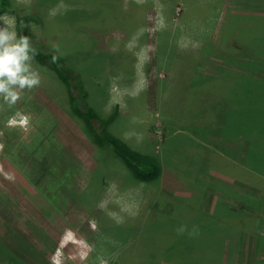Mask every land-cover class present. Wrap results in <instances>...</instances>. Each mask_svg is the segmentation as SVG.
<instances>
[{
	"label": "rangeland",
	"instance_id": "rangeland-1",
	"mask_svg": "<svg viewBox=\"0 0 264 264\" xmlns=\"http://www.w3.org/2000/svg\"><path fill=\"white\" fill-rule=\"evenodd\" d=\"M57 2L33 0L28 9L15 6L11 0L12 7L6 12L16 17L18 35L29 36L35 48L59 53L63 67L79 72L84 89L77 93L78 104H90L106 116L116 108L105 110L110 77L122 74L125 79L119 83L133 82L135 58L125 51L124 43L139 27L150 26L146 16L154 15L151 0L143 6L129 0L127 11L122 9L124 0H64L72 10L49 17L48 9ZM161 2L166 6L169 27L153 36L145 33L140 40L141 44L157 47L145 68L150 86L138 99L127 100L126 111L118 107L108 127L119 137L130 127L144 131L142 144L127 143L158 158L160 176L152 181L136 179L108 149L99 151L68 112L65 86L54 71L34 60L42 83L25 90L16 105L32 116L30 131L5 129L3 120L15 109L0 113V131L4 133L0 142L5 144L0 167L14 174L16 184V190L10 192L7 184L11 181L0 174V188L8 194H0L4 205L0 207V264H48L65 228H72L95 244L89 264L97 254L108 258L109 264H142L147 245L158 252L169 243L176 246L170 238L187 240V232L177 235L175 228L183 224L191 230L195 225L187 213L200 212L197 202L207 183L218 185L221 195L222 181L233 185L232 181L235 184L238 180L241 186L235 185L234 191L250 198L256 195V188L251 193L253 186L248 184L264 185V177L250 170L262 171L264 163V45L256 44L258 37L264 39L263 21L255 18L235 37L232 35L237 30L227 33L224 26L223 33L227 34L218 36L225 22L236 21L237 5L249 9L256 4L264 11V0ZM181 27L184 34L201 41L199 49L182 51L176 47ZM117 36L119 51L113 53ZM53 45H59V51ZM219 74L228 83L218 80ZM237 98L241 101L239 115ZM132 115H144L147 123L130 125ZM224 116L235 124L238 116L246 130L245 143L256 140V148H244L245 156H240L241 148L237 157L241 162L231 157L233 161L229 160L222 151L227 148L219 151L208 144L221 141L214 135L223 128L233 129L220 122ZM206 124L214 129L213 135ZM228 151L235 153L237 148ZM260 157L262 161H256ZM112 180L121 191L143 184L138 196L139 215L126 217L119 226L96 208L107 182ZM253 198L256 201V196ZM193 203L196 208L191 209ZM245 206L246 211L256 212V204L255 209L251 203ZM90 219L97 221L98 231L90 229ZM152 224L156 230L150 228ZM167 263L157 259L152 264Z\"/></svg>",
	"mask_w": 264,
	"mask_h": 264
},
{
	"label": "clouds",
	"instance_id": "clouds-1",
	"mask_svg": "<svg viewBox=\"0 0 264 264\" xmlns=\"http://www.w3.org/2000/svg\"><path fill=\"white\" fill-rule=\"evenodd\" d=\"M129 0H124L122 9L127 11ZM133 3L143 6L149 0H132ZM33 0H14L15 6H24L31 8ZM154 15L146 16L150 21V26H141L124 43V49L130 52L135 58L133 64L134 79L131 85L119 83L125 79L122 74L112 76L109 79L108 100L105 104V110H111L113 107H119L122 111L128 108L127 100L138 99L142 93H146L150 86L149 73L145 68L152 61V54L156 52V44H141L140 40L145 33L153 36L157 32L165 31L168 27V20L165 16V4L161 0H151ZM70 5L64 0L58 2L48 9V16L55 18L71 11ZM0 113L9 112L3 120L5 129H19L24 133L30 131L32 126V116L19 108H16L18 102L22 99L25 90L38 88L42 83L40 72L34 66V57L37 49L33 46L32 40L27 35H18L17 20L14 15L7 12L0 15ZM21 23V27H23ZM181 35L176 39V47L182 51L199 49L201 41L194 39L191 35L184 34L181 27ZM116 43L112 47V52L119 51V40L117 36ZM56 51H59V45H53ZM56 55L52 56L55 62ZM147 120L144 115H132L129 120L130 125H145ZM4 133L0 131V137ZM125 141H135L136 144H142L145 138L144 131H138L135 127H130L121 133ZM5 144L0 142V152H3ZM0 174L5 180L14 181L15 176L11 172H4L0 167ZM143 184L137 188L125 189L121 191L116 181H108L104 194L97 202L96 208L111 219L117 226L125 223L127 218H135L139 215L140 201L138 199L139 190ZM110 205L114 207H110ZM89 227L93 232L98 231V224L95 219L88 221ZM177 235H183L185 232L191 237L197 235L199 228L196 225L189 230L186 225H179L175 228ZM71 246V247H70ZM68 250L67 252L65 250ZM96 251V246L90 243L83 235H78L72 228H65L61 233L55 250L48 257V264H89V258ZM92 264H109V259L103 255L97 254Z\"/></svg>",
	"mask_w": 264,
	"mask_h": 264
},
{
	"label": "crops",
	"instance_id": "crops-1",
	"mask_svg": "<svg viewBox=\"0 0 264 264\" xmlns=\"http://www.w3.org/2000/svg\"><path fill=\"white\" fill-rule=\"evenodd\" d=\"M244 6H245L244 4H243V8H240L239 5L236 6L237 8V15H235L236 21L232 19V20H228L227 23L225 22L221 26V29L219 30V34H218L219 37H222L223 34H227L228 32H231L232 29H234L235 31L237 30L235 35H232L233 37L237 35L240 36V32L244 28H246L245 26L250 25L252 22H254L255 18L256 21L262 19L263 22H260V24L264 25V11L260 8L261 6L257 7L256 4H253L252 6H250L251 8L249 9H245ZM224 26L225 29H228L227 33H223ZM261 29H264V27H261ZM251 43H253L252 38H251ZM258 43L261 44L263 43L262 45H264V39H259L258 37L256 39V44ZM237 99H238V103L235 104V106L239 107L240 110L237 112L238 114L236 115H239V113L241 112V107H240L241 101H239V98ZM228 118H229L228 116H224V118L220 122L224 124H228L229 126L233 127V129L223 128V132L214 135L217 136L218 138H221V141L212 140V142H208V144L211 145V148H218L219 151H221L222 148H227V150L222 149L223 153L227 155V158L233 161L232 159H230L231 157L241 162V159L237 158L238 153L241 152V148L243 152L240 153V156L243 153L245 156L244 148H254V147L256 148V140L245 143L244 140H245L246 130L244 128V125L240 123L238 116L236 118V124L226 121ZM210 130H211L210 133L213 135L214 129L210 128ZM255 135L259 136L258 134H254L253 136ZM230 143H233V146H230L231 145ZM228 148H237V152L229 153ZM262 159L263 158L260 157L256 161H262ZM243 163H247L246 159L243 160ZM261 167H262V171H257V169L253 170L252 168H250V170L255 171L258 175L264 177L263 176L264 163L261 164ZM222 175L226 176L225 174ZM232 184L233 185H231L230 182L226 183L225 181H222L224 194L222 190V194L220 195L217 192L219 191L218 185H215L214 183H207L205 185V189H204L205 191L203 190L202 193L199 194L201 195L200 200H198V202L200 201V205H201L200 208L201 210L200 212H198L201 215L200 217L206 216V219L217 220L219 223H221L220 227L216 226V231H214L215 227L211 226L210 228H205L203 233L201 232V234L203 235L201 237L205 238L204 242H202V245L203 244L208 245V247L211 250H221L222 254H220L218 264H264V185H260L258 183L256 184V186L254 183L248 184L253 186L252 187L253 191H250L251 193H254L255 192L254 188H256V195L252 194L250 198L249 195H244V192L239 193V191L236 192L234 191L235 185L237 187L241 186V185L239 186L238 180H236L235 184L234 181H232ZM240 184L244 185V182H241ZM7 186L10 192L12 193L14 192V190H16L15 188L16 184L14 181H11L10 184H7ZM1 193L3 196L7 194L4 193L2 188H0V194ZM215 193L217 196L215 195ZM15 195L16 197H18V200L22 199V196H19V194H15ZM205 195H212V196L205 197ZM253 195L256 196V201L254 200ZM213 196H216V199ZM6 199L8 200L9 197H7ZM247 203L252 204V209H255V204H256V212L249 210L246 211L245 209H243V205L245 206ZM218 204L220 206H218ZM0 207L1 208L4 207L1 199H0ZM248 208H250V206H248ZM13 215L15 216V212L13 213ZM12 218L15 219V217ZM229 218L238 219L239 221L238 225L232 228V226H230L228 223ZM201 234H197V235L200 236ZM199 238L194 243H192L198 246V248H200L201 246V245H197V243L199 242L198 241ZM159 260L169 261L164 259L162 260L159 259ZM169 262L170 263L167 264H174L171 261Z\"/></svg>",
	"mask_w": 264,
	"mask_h": 264
},
{
	"label": "trees",
	"instance_id": "trees-1",
	"mask_svg": "<svg viewBox=\"0 0 264 264\" xmlns=\"http://www.w3.org/2000/svg\"><path fill=\"white\" fill-rule=\"evenodd\" d=\"M11 7V0H0V14L8 11ZM18 15L20 16L19 13ZM36 49L37 54L34 57V60L40 65L46 66L54 71L60 82L65 86L64 88L67 92L68 112L80 127L83 128L93 145L99 151L108 149V151L116 156L136 179L141 181H152L157 179L162 172V167L158 158L153 154L142 152L131 147L127 141L109 130L108 127L116 118L118 107L114 108L111 113L104 116L90 104H86L83 107L80 106L77 102V93L82 92L84 86L80 80L81 75L79 72L72 68L63 67V57L59 53L44 51L39 48ZM53 55L57 56L55 62L52 61ZM76 79L78 81H76ZM217 79L221 80V82H228L227 79L223 77V74H219ZM217 86L221 87L219 84ZM228 86L229 85L226 87ZM83 94L86 93L83 92ZM206 127L211 131L207 124ZM95 158L100 164H103L100 157L97 156ZM200 196L201 195H199V197ZM198 203V208L200 209V202H197V204ZM218 206L220 205L218 204ZM192 208H196L194 203L191 206V209ZM198 214L197 211L187 213L191 218L190 221L198 226V234H201V232L203 233L205 228H210L211 226L215 227L214 231H216V226L220 227L221 223L217 220L206 219V216L200 217L201 215ZM228 223L234 228L238 225L239 221L235 218H229ZM143 227L144 225H141V228ZM150 228L156 230L153 224ZM186 236L187 240L184 242L179 241L178 237L170 238V241L176 243V246L172 247L170 246L171 243H169L168 246L161 248L158 252L152 250L150 246L147 245L148 247L142 252V254L146 256V260H144L142 264H152L157 259H164L163 256H167V259L174 264H218L220 254H222L221 250H211L208 245H202V242H204L205 239L204 237H201L203 236L202 234L200 236L194 235L191 237L186 234ZM198 238L199 242L197 245H201L200 248L195 244H192Z\"/></svg>",
	"mask_w": 264,
	"mask_h": 264
}]
</instances>
